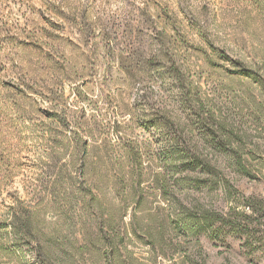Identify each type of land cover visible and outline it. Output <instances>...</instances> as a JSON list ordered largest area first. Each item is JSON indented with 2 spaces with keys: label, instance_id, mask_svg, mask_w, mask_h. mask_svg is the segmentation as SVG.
<instances>
[{
  "label": "rangeland",
  "instance_id": "rangeland-1",
  "mask_svg": "<svg viewBox=\"0 0 264 264\" xmlns=\"http://www.w3.org/2000/svg\"><path fill=\"white\" fill-rule=\"evenodd\" d=\"M24 12L34 26L14 33ZM0 27L7 59L42 35L40 56L60 81L18 90L15 75L0 72V264H264V0H0ZM125 42L146 59L175 55L213 130L227 132L207 136L180 89L156 74L131 83L107 60ZM154 103L181 117L174 136L201 135L208 172L197 192L149 182L158 168L143 148L146 178L135 184L124 147L149 139L157 154L161 132L138 123L152 120ZM102 116L122 123L118 136ZM205 211L222 222L197 234L182 228Z\"/></svg>",
  "mask_w": 264,
  "mask_h": 264
},
{
  "label": "trees",
  "instance_id": "trees-1",
  "mask_svg": "<svg viewBox=\"0 0 264 264\" xmlns=\"http://www.w3.org/2000/svg\"><path fill=\"white\" fill-rule=\"evenodd\" d=\"M31 18L30 12L22 13L19 19H16L15 23L10 25L11 29L14 33H18L22 30V25L25 26V29L27 27L34 26ZM21 19H23L24 23L20 25L19 20ZM3 33L4 31L2 30V27H0V40ZM113 35H115V38H118V29L113 30ZM106 36L107 34L102 35V37ZM30 37L35 39L37 42L32 45L31 48H29L30 46H26L24 49H21V57H16V59H14V57L7 59L3 56H10L12 55L11 52L10 54L5 55L0 54V72H10L11 74H14L16 82H14L13 86L18 90L25 88L29 89V87L36 84L38 79L45 78L49 79V86L54 89L60 82L58 77L55 76L58 71H56L55 67L49 60L43 59L40 56V48L38 44L43 36L34 32ZM139 45L141 46L142 44ZM1 49L3 48L0 47V50ZM12 50H15V48ZM124 53L126 56H124ZM143 54L144 53L140 51V47L136 49L128 48V45H126L125 42L124 49L119 55H115V50L113 49L108 50L107 60H116L118 68L130 78L131 83L138 81V83L148 84L152 80V75L155 74L162 80V82H171V85H173L177 90L180 89V101L184 105L193 106L194 111H191V116L193 119L197 120L201 126L206 128L205 132H207V136L213 133L222 135L221 133L227 132L225 126L221 124L219 130H213L214 126L212 123L215 121L214 115L210 112H205L204 105L201 102L202 99L200 97L196 98L192 96V83L190 81H185L186 79L182 73L183 65L179 63V60L175 55L170 54L168 51H160L158 55H152L153 58L150 60L146 59ZM43 63L47 65V69H44ZM68 64L70 66L69 70L74 71L75 66L73 65V62H69ZM162 68H165V70H162ZM53 99L55 100V98ZM155 106L156 104L154 103L149 115L152 120L144 118L141 119L142 117H138V123L141 124L142 128H148L149 126L156 128L161 132L156 140L157 144L160 146L157 154H151L152 141H149V139L146 141V144L144 145L145 147H139V145L135 143H132V145L127 144L124 147L125 156L131 159L132 164L137 168L135 184L140 186V184L143 183L144 178H146L142 169L141 149L143 148L145 152L144 156L149 157V161L151 160L152 162H155V166L158 168L154 171L149 182L157 186L162 191L171 187L175 188L180 184L191 187L194 192H197L201 183L200 176L207 171L208 166L200 153V142L202 140L201 135H195L192 131H189L188 133L186 132L184 137L180 136V134L174 136L177 131H173V126L176 125L177 127H180L182 120L181 117L173 115L170 111H166L164 107L154 110L153 107ZM102 117L103 119L101 123L103 126L105 125L104 131H107L106 134L118 136V134L121 133L122 123L116 119L106 122L105 116ZM71 122L75 124L77 131L82 130L80 132H85L88 130L86 124L82 123L79 119H74ZM208 128L210 133L208 132ZM166 132L172 133V136H168ZM226 136L229 137V132ZM76 137L78 138V136ZM121 139L124 141L123 136L120 137L118 141L120 142ZM79 142L80 140L77 141L75 147L76 150L78 152L86 151L87 145L84 143L80 144ZM214 178L219 182L218 177L214 176ZM251 210L252 214H255V211L253 209ZM212 214L205 211L198 214V216L189 215L188 217H185V222L183 223L182 228L186 231L188 230V232L192 234H197L200 231H207L208 229L214 227L215 223L222 222V217Z\"/></svg>",
  "mask_w": 264,
  "mask_h": 264
}]
</instances>
